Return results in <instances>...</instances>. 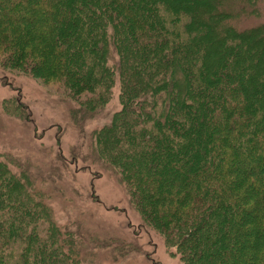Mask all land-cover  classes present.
Wrapping results in <instances>:
<instances>
[{
    "label": "trees",
    "instance_id": "obj_1",
    "mask_svg": "<svg viewBox=\"0 0 264 264\" xmlns=\"http://www.w3.org/2000/svg\"><path fill=\"white\" fill-rule=\"evenodd\" d=\"M10 73L55 84L83 141L64 156L0 98L19 132L0 125V264H158L133 216L182 264H264V0H0L14 88ZM115 90L110 122L86 132ZM75 165L117 182L131 216L106 209L131 231L93 226Z\"/></svg>",
    "mask_w": 264,
    "mask_h": 264
},
{
    "label": "rangeland",
    "instance_id": "obj_2",
    "mask_svg": "<svg viewBox=\"0 0 264 264\" xmlns=\"http://www.w3.org/2000/svg\"><path fill=\"white\" fill-rule=\"evenodd\" d=\"M250 24L254 23V18L248 21ZM11 85L3 86L0 83V98L17 96L21 99L32 112L33 118L37 125V140L38 142L46 145H51L54 149L58 148L64 156H69V153L73 145L77 142L83 141L81 132L73 125L71 119L66 124L65 120L68 119L67 110L56 107L53 103L58 100L56 93V86L53 83H49L45 80L34 79L18 75L16 73L7 74ZM120 101L115 90L113 99L102 107L99 111H95L93 116L88 118L85 124L86 132L91 131L95 127H100L103 124L110 122L112 115L116 108L119 107ZM0 125L2 134L12 138L14 130L16 134H19L15 123L11 118L4 115L0 119ZM71 122V123H70ZM5 139V138H4ZM72 169L77 174V187L78 189L88 193L93 189L92 194L85 193L86 199L82 201V208L86 209L90 219H92L93 226H113L117 225L122 227L125 232L131 231L128 226V213L131 216L129 207L126 203V194L117 184L116 181L104 175V173L92 172L82 168L81 165H75ZM82 185H87L84 187ZM54 208L56 211L57 219L61 222L65 220L66 214L64 213L62 206L59 201H53ZM106 207L118 208L121 210L126 209L125 214L120 211H108ZM132 223L135 225L134 228L139 230V244L148 251L150 256L158 262V264H182L180 257L176 255L172 249H167L165 242L161 235L151 231L146 232L139 229L137 226L138 218L133 216ZM133 227V226H132ZM131 227V229H133ZM134 231V230H133ZM139 263H144L143 256H138ZM88 264H111L104 259H100L97 262Z\"/></svg>",
    "mask_w": 264,
    "mask_h": 264
}]
</instances>
